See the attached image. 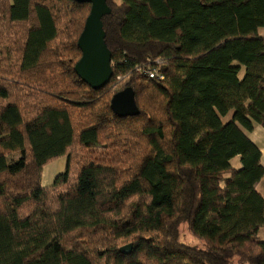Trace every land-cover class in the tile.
Instances as JSON below:
<instances>
[{
  "label": "trees",
  "instance_id": "16d2710c",
  "mask_svg": "<svg viewBox=\"0 0 264 264\" xmlns=\"http://www.w3.org/2000/svg\"><path fill=\"white\" fill-rule=\"evenodd\" d=\"M107 3L114 74L94 89L75 70L91 3L0 0V264H264L247 133L264 127V0ZM128 86L140 113L120 117Z\"/></svg>",
  "mask_w": 264,
  "mask_h": 264
},
{
  "label": "water",
  "instance_id": "95a60500",
  "mask_svg": "<svg viewBox=\"0 0 264 264\" xmlns=\"http://www.w3.org/2000/svg\"><path fill=\"white\" fill-rule=\"evenodd\" d=\"M91 3V10L80 34L78 45L82 56L75 65L77 74L94 89L104 87L113 77L112 52L108 47L103 30L102 18L111 11L107 0H76ZM111 108L120 117L137 115L140 109L136 103L135 91L125 87L112 96ZM132 244L121 247L129 253Z\"/></svg>",
  "mask_w": 264,
  "mask_h": 264
},
{
  "label": "rangeland",
  "instance_id": "374dc122",
  "mask_svg": "<svg viewBox=\"0 0 264 264\" xmlns=\"http://www.w3.org/2000/svg\"><path fill=\"white\" fill-rule=\"evenodd\" d=\"M24 26L18 25L14 28H10L11 33L18 36L21 33L24 32ZM8 30V29H6ZM100 149V148H98ZM19 157L18 154H15L11 156L9 159H17ZM238 162V163H237ZM67 164V157H61L59 159H56L49 164L45 165L42 170L41 175V184L45 187L50 186L54 183L56 176L62 172L65 171ZM232 164L236 165V167H239L240 163L238 159H233ZM181 234H182V240L188 244H196V245H203L202 241H199L196 239L191 232L189 231V228L186 224L181 225ZM126 245V244H125Z\"/></svg>",
  "mask_w": 264,
  "mask_h": 264
},
{
  "label": "crops",
  "instance_id": "0c3cea01",
  "mask_svg": "<svg viewBox=\"0 0 264 264\" xmlns=\"http://www.w3.org/2000/svg\"><path fill=\"white\" fill-rule=\"evenodd\" d=\"M260 33L264 35V26L260 28ZM229 116H227L228 118ZM249 138L260 148L262 152L261 163L264 166V127L262 125H257L253 131L247 132ZM258 190L264 196V178L258 184ZM259 238L264 240V227L259 232Z\"/></svg>",
  "mask_w": 264,
  "mask_h": 264
},
{
  "label": "built area",
  "instance_id": "2783aa9c",
  "mask_svg": "<svg viewBox=\"0 0 264 264\" xmlns=\"http://www.w3.org/2000/svg\"><path fill=\"white\" fill-rule=\"evenodd\" d=\"M143 73L149 74L150 76H158L159 78L163 79L164 74L162 73V70H158V68L151 69V68H144Z\"/></svg>",
  "mask_w": 264,
  "mask_h": 264
},
{
  "label": "bare ground",
  "instance_id": "6f19581e",
  "mask_svg": "<svg viewBox=\"0 0 264 264\" xmlns=\"http://www.w3.org/2000/svg\"><path fill=\"white\" fill-rule=\"evenodd\" d=\"M111 65H112V68H113V64H112V62H111ZM143 73V72H142ZM143 74H145V73H143ZM149 75V74H148ZM150 76V75H149ZM151 77H158V76H151ZM159 78V77H158ZM87 83V82H86ZM92 87V86H91ZM129 87H131V86H129ZM133 88V87H132ZM135 99H136V97H135ZM137 103V102H136ZM113 110V109H112ZM114 112V111H113ZM115 113V112H114ZM116 114V113H115ZM117 115V114H116ZM128 116H133V115H128ZM124 117H126V116H124Z\"/></svg>",
  "mask_w": 264,
  "mask_h": 264
}]
</instances>
